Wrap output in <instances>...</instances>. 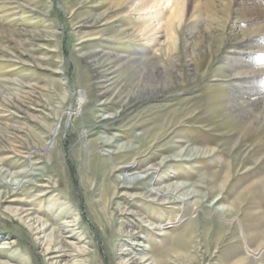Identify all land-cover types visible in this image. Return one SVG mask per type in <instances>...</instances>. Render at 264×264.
I'll return each mask as SVG.
<instances>
[{
    "label": "rangeland",
    "instance_id": "obj_1",
    "mask_svg": "<svg viewBox=\"0 0 264 264\" xmlns=\"http://www.w3.org/2000/svg\"><path fill=\"white\" fill-rule=\"evenodd\" d=\"M128 1L0 0V264H264V124L226 104L264 0H191L153 47Z\"/></svg>",
    "mask_w": 264,
    "mask_h": 264
},
{
    "label": "bare ground",
    "instance_id": "obj_2",
    "mask_svg": "<svg viewBox=\"0 0 264 264\" xmlns=\"http://www.w3.org/2000/svg\"><path fill=\"white\" fill-rule=\"evenodd\" d=\"M190 1L191 0H129L128 2L130 7H129L128 15L134 14L140 19V21L142 20L141 21L142 25L140 27V30H138V32L140 33V35H146L145 39L143 38V40L146 41L148 45H152L153 47V45L157 43V37L159 31L162 29L165 31V35L170 42H173V40H175L174 38L175 25L180 23L183 16V11L186 8L185 6ZM257 18L258 17H256V19ZM243 21H247V20H243ZM257 36H262V37L264 36V27L262 28L260 27L259 29L256 28L252 30L250 33L244 35V37H242L241 39L240 46L236 49L235 48L232 49L233 53L236 54V56L233 58L234 62L236 63L235 65L236 67H240V69H242V71L237 73L235 72L236 74L232 76V80L234 79L236 81H233L234 86L232 89H230V95L228 96V100L226 102L230 111L237 109L238 114L234 115L235 116V119H233V121L235 122L234 124H240V123L252 124L253 123L252 120L256 121L257 123L264 124V101H262V98L264 96V38L257 39L256 38ZM243 40H245L246 43H243ZM255 54L257 55L255 56ZM246 59L250 60V64H244V61ZM240 61H242L241 64H239ZM250 66L254 68L251 69V72L247 71L248 68H251ZM249 76L250 78L255 76L256 78L255 77L254 78L256 79L257 83L255 84L250 81H247L246 78H249ZM255 89H259V90L257 92L251 91ZM85 97L86 96L81 95V97H79L78 99V104L82 103ZM68 114H69L68 116L72 115L73 111L69 110ZM237 116H239L240 118L236 119ZM54 133L55 130L53 131V135ZM248 133L249 132L247 130L245 132V136L244 135L243 136L247 138L248 136L253 134V133H249V134ZM260 134H264V127H261ZM238 140L235 141L234 139L232 146L233 148L236 147ZM225 141L227 145L231 142V139ZM52 143L53 142H50L51 145ZM213 150H214L213 147L199 149V148H188L181 146L179 150H177V152L175 153V157L176 156L179 158L185 157L187 159L201 154L206 155V153H209L210 155V152H212ZM108 153H110V151H108ZM232 154L233 157L231 164H233L232 162L236 161L237 158L241 155L239 151H235V149L233 150ZM135 167H136L135 163L129 162L119 168L120 173L118 178H121V184L124 187L128 186L129 184L135 183L138 180H142L145 178L147 179L148 174H151L157 170L156 167L148 166L138 171L136 170ZM157 184L158 183H154L153 181V183H150V188L149 186H147L149 188L148 189L149 196H152L154 200L156 199L160 201H170V203L176 202L175 201L176 198H180L179 196H176L179 193V195L182 197L181 201L184 200V198H186L185 202L187 203V200L192 196H194L192 190L189 189L184 190L186 185L180 183H176L172 185H163V186H159V185L157 186ZM186 203H184L183 201V204ZM224 208L225 207H221L220 209L223 210ZM147 222L148 225L150 227H153L154 229H156L157 227L159 229H162L161 223H156V222L154 223L150 220ZM48 248L49 245L46 246L45 250L47 251ZM262 249H264V246ZM154 261L155 259H153V262Z\"/></svg>",
    "mask_w": 264,
    "mask_h": 264
}]
</instances>
